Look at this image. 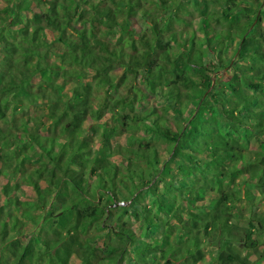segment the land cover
<instances>
[{"label": "trees", "instance_id": "16d2710c", "mask_svg": "<svg viewBox=\"0 0 264 264\" xmlns=\"http://www.w3.org/2000/svg\"><path fill=\"white\" fill-rule=\"evenodd\" d=\"M263 1L0 0V264H264Z\"/></svg>", "mask_w": 264, "mask_h": 264}, {"label": "rangeland", "instance_id": "374dc122", "mask_svg": "<svg viewBox=\"0 0 264 264\" xmlns=\"http://www.w3.org/2000/svg\"><path fill=\"white\" fill-rule=\"evenodd\" d=\"M264 2V1H263ZM162 14V13H161ZM126 19H128L129 20V23H130V30L132 31V29L133 30H135L136 28H138L139 27V24L140 23H142L143 22V20L144 19H142V17H140V15L139 14H137V12L135 13H133L130 9H128V7L127 8H125L124 10H123V17H121V21H125ZM194 22H196V21H194ZM181 26H179V25H177L176 24V29H181L180 28ZM186 41H184V40H182L181 41V43L182 44H184ZM204 51V49L203 48H200V49H197L196 51H194L195 53H194V56H193V62H195V63H199L201 60H199V58L198 57H200V55H201V53ZM233 52H234V48L232 47L230 50H229V53H227V57H225L224 59H223V61H227L228 59H230V57H232L233 56ZM138 59H141V57L139 56V55H136V56H134V57H132V60L133 61H136V60H138ZM215 61H216V59H215ZM229 75H230V73H229V71L227 70V68L226 69H224V70H222V69H220V70H218V72H216L215 74H214V80H213V85L215 84L216 86H222L223 85V80L224 79H226L227 77H229ZM46 84H47V81H46V79L45 78H43V77H40V76H38L36 79H35V85H36V88L37 89H39V91L43 94V99L44 100H46V99H48V97L51 95V91L47 88V86H46ZM245 92H246V90H244ZM97 93H99V92H97ZM102 95V94H101ZM162 101V100H161ZM161 101H156V100H153V104H157V105H160L162 102ZM47 124H49L50 123V121L49 122H46ZM91 123H93L91 120H89L88 122H86L85 123V127L86 128H89L90 127V124ZM51 127V126H50ZM253 145L255 146V147H257V143H253ZM24 189H25V191H26V193H27V196L25 197V199H32L33 197H35V193H34V191L33 190H31L30 188H27L26 186L24 187ZM147 200H148V197H147ZM204 203H206V201H203ZM245 203V202H244ZM244 203L242 204V206L241 207H245V205H244ZM257 208L260 210V211H263L264 212V198H262V200H261V203L257 206ZM238 211H240V212H242V213H239ZM245 212H247V211H245ZM244 212V209L243 208H239V210H236V215H238L237 217H238V219L240 218V219H242L243 218V216H244V214H247V213H245ZM238 213V214H237ZM245 221V219L244 220H241V223H245L244 222ZM107 239H109V243L110 244H112V245H114V246H118V245H124V243L126 242L125 240V238H121V237H118V236H114V235H112L110 232H109V230L107 231ZM138 234H139V232H138ZM91 248V247H90ZM89 248V249H90ZM79 249H81V248H79ZM80 251H83V250H80ZM85 251V250H84ZM242 253H244V254H247V255H249L250 256V259L252 260V261H257V264H261V262H262V260H260V262H259V259H258V257L259 256H257L256 254H252V253H249V251L247 252L246 250H242ZM210 257H211V249H209L208 251L207 250H205V257H203L204 259H202V261H200L199 262V264H205V263H207L209 260H210ZM220 257V256H219ZM220 259H221V257H220ZM263 259H264V257H263ZM79 261H80V258H79V256H77L76 254H75V256H73L72 257V259H71V261H70V264H78L79 263ZM215 264H218V259H217V257L215 258ZM223 260H221L220 261V263L222 262ZM263 264V263H262Z\"/></svg>", "mask_w": 264, "mask_h": 264}]
</instances>
